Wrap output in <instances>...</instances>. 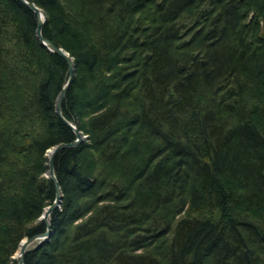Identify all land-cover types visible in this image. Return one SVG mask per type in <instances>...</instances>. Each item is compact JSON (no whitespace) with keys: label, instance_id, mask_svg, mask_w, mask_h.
I'll use <instances>...</instances> for the list:
<instances>
[{"label":"trees","instance_id":"16d2710c","mask_svg":"<svg viewBox=\"0 0 264 264\" xmlns=\"http://www.w3.org/2000/svg\"><path fill=\"white\" fill-rule=\"evenodd\" d=\"M72 57L62 201L25 264H264V0H29ZM0 0V264L43 233L68 77Z\"/></svg>","mask_w":264,"mask_h":264},{"label":"water","instance_id":"95a60500","mask_svg":"<svg viewBox=\"0 0 264 264\" xmlns=\"http://www.w3.org/2000/svg\"><path fill=\"white\" fill-rule=\"evenodd\" d=\"M17 1L22 3L24 6H26L30 11H32L35 14V16H36L35 37L38 40V42L40 43V45L45 47L48 51L60 56L61 58H63L67 64L68 77H67V80L65 81V83L62 85L60 92L58 93V96L56 98L55 113L67 126H69L72 129V131L75 135V138L72 141L59 143L47 151V156H48L47 174L52 179V181L54 183L55 197H54L52 203L44 208V210L40 216V219L45 223L46 230L43 233L33 235L29 238H24L20 242V245H19L17 251L15 252L14 257L17 259V264H25L24 255H25L26 250L35 242H39V241L48 239L50 237V235L52 234L51 225H50V215L57 207H59V205L62 201V197H63L62 190L60 188V185H59V183L55 177L54 171H53L54 157L62 149L70 148V147H74V146L78 145L83 140V136H82V133L80 132V130H78V128L73 123L69 122L68 120H66L63 117L62 111H61L62 101L65 98L69 84H70V82L74 76V72H75V65H74L73 59L69 55V53L66 50H64L62 47L55 45L54 43L50 42L49 40H47L46 38L43 37L42 26H43L44 21L46 19L45 12L40 7H38L37 5H35L33 2H31L29 0H17Z\"/></svg>","mask_w":264,"mask_h":264},{"label":"rangeland","instance_id":"374dc122","mask_svg":"<svg viewBox=\"0 0 264 264\" xmlns=\"http://www.w3.org/2000/svg\"><path fill=\"white\" fill-rule=\"evenodd\" d=\"M82 136H83V139L85 140V138H86V135L82 133Z\"/></svg>","mask_w":264,"mask_h":264}]
</instances>
